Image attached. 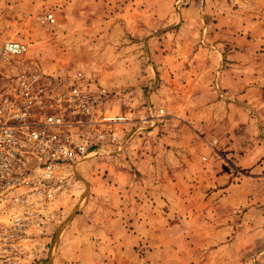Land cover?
I'll return each instance as SVG.
<instances>
[{
    "label": "rangeland",
    "instance_id": "374dc122",
    "mask_svg": "<svg viewBox=\"0 0 264 264\" xmlns=\"http://www.w3.org/2000/svg\"><path fill=\"white\" fill-rule=\"evenodd\" d=\"M150 1L144 40L127 26L126 16L142 17L127 0H0V41L28 45L6 74L80 72L106 89L105 112L129 118L110 148L57 170L54 199L23 218L28 229L0 234V264H264V0ZM165 14L175 25H156ZM173 34L177 42L164 39ZM232 114L241 123H228ZM164 137L155 175L193 180L183 183V201L165 197L162 216L145 218L151 231L132 248L109 238L102 248L100 229L116 224L106 188L135 180L146 146ZM135 202L121 206L127 215L142 212ZM132 219H123L128 230Z\"/></svg>",
    "mask_w": 264,
    "mask_h": 264
},
{
    "label": "built area",
    "instance_id": "2783aa9c",
    "mask_svg": "<svg viewBox=\"0 0 264 264\" xmlns=\"http://www.w3.org/2000/svg\"><path fill=\"white\" fill-rule=\"evenodd\" d=\"M27 52L26 43L0 41V218H11L0 220V234L28 229L23 218L54 199L57 170L110 148L116 126L129 120L105 112L106 89L80 72L6 74L5 64Z\"/></svg>",
    "mask_w": 264,
    "mask_h": 264
},
{
    "label": "crops",
    "instance_id": "0c3cea01",
    "mask_svg": "<svg viewBox=\"0 0 264 264\" xmlns=\"http://www.w3.org/2000/svg\"><path fill=\"white\" fill-rule=\"evenodd\" d=\"M161 1L164 3V6L166 7L169 3L173 2V0H156ZM155 1V3H156ZM128 4L127 6H130L129 10H132L133 12L137 11L139 15H142L141 18L133 16H126L127 17V26L131 28L135 35V31L138 32L137 38L144 39L147 37V35L150 33V28L148 27L150 25L149 18H148V12L151 8V1L150 0H127ZM135 6V7H133ZM150 7V8H149ZM140 19V20H139ZM161 20L156 19L155 23L157 24H164V26H171L175 25L173 22L175 21L173 17H168V15L165 14ZM173 23V24H171ZM189 22H187L188 24ZM186 23H182V25H187ZM207 24V23H206ZM193 25H198L199 29L202 25H204V22L202 20L194 21ZM190 26V24L188 25ZM208 27L206 26V29ZM205 29V31H206ZM141 35V36H140ZM193 35H198V39H204L208 40V37L210 35H207L206 33L201 34L200 32L194 33ZM167 37L169 38V41H178V34H173L172 36H166L164 35V39ZM195 50H198V54L203 53V49L201 47L195 48ZM170 52L174 56L177 55V48L176 46L172 49H170ZM212 56H222L219 54V51L216 50L215 52H209ZM219 65V60H218ZM223 75H225L224 82L230 79L231 76V70H224ZM245 78L240 77L239 78V86H240V94L245 91V95L248 94L250 90L244 89V82ZM223 82V83H224ZM242 89V90H241ZM245 97V96H242ZM230 104V103H229ZM233 106V104H230ZM228 123L234 125L237 123H241L240 121H243L247 123V115L244 113L240 117L242 120H237L235 118V114L228 116ZM166 138L159 140L158 145L149 144L146 146L145 153H143V159L138 161L136 163V166H138V169L140 170V166H142V170L139 173H136L134 178L135 180H111V183L108 188H106L111 193V198L114 200L116 204H113L112 207H114V211H112V215L114 217V221L116 224H113L112 226H103L100 231L103 233V237L106 238V240H102V242H98V245H100L102 248L105 247V242H107V238H109V246L114 245L117 248L120 249H126V248H132L134 243H136L139 239H141V236L144 235L147 232H150V228H146L143 224L145 222V218L149 217L150 214H155V216H162V213L164 211V204L165 197L174 199V201L179 200L183 201L182 199V187L183 183H189L193 182V180H162L160 172L158 175H155L156 169H161L163 167L162 159L165 156V146L162 145V141H164ZM185 163H188L189 160H184ZM181 160L176 163H178L179 166L183 167V163ZM187 165V164H186ZM108 184V181H107ZM188 185V184H187ZM103 186L100 185V190H103ZM179 190V191H178ZM166 191H168V196L166 195ZM129 197L135 201H139V203H142L141 209L142 212L140 213L138 210L134 214H126L123 209L124 207H121L124 205L125 200L129 199ZM153 202H155V205H153ZM136 203V202H135ZM150 203V204H149ZM138 204V203H136ZM141 206L140 204H138ZM108 210V209H107ZM110 210V209H109ZM107 213V212H106ZM111 218V216H109ZM131 217H133L132 229L128 230L126 223H124L127 220H130ZM135 221V222H134ZM161 231V230H159Z\"/></svg>",
    "mask_w": 264,
    "mask_h": 264
}]
</instances>
